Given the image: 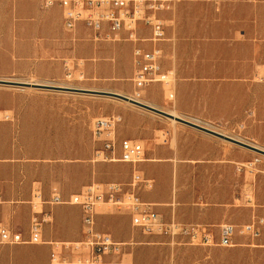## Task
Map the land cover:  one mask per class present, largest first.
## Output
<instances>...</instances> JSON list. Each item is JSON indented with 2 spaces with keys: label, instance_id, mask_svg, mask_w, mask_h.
Segmentation results:
<instances>
[{
  "label": "rangeland",
  "instance_id": "374dc122",
  "mask_svg": "<svg viewBox=\"0 0 264 264\" xmlns=\"http://www.w3.org/2000/svg\"><path fill=\"white\" fill-rule=\"evenodd\" d=\"M5 1L0 0V25L6 23L12 9ZM14 1L24 4L25 46L40 35V29L30 25L32 18L52 22L61 18L60 10H43L38 0ZM173 1V11L165 15L168 33L162 44V67L173 72V84L170 88L151 85L142 100L264 149V115L262 120L256 119L257 103L264 105V0ZM4 34L0 33V81L8 83L0 84V109L12 111L16 120L0 124V191L20 189L18 195L24 198L29 196L28 189L41 190L46 202L58 192L69 200L94 184L126 185L136 170L155 180L156 187L158 179L148 167L159 158L176 154L198 158L173 161L169 163L172 168L159 169L156 174L162 180L169 175L171 189H193L194 202L207 204L209 219L237 226L238 246L190 245L186 239L146 235L132 227L127 210L110 206L98 209L97 229L114 237V227L125 237L123 241L134 242L127 248L126 264H264V232L254 242L242 233L243 226L264 218L263 155L119 98L95 93L133 96L134 44L123 38L97 39L84 29L71 33V58L74 63L85 62V80H69L67 73H62L55 81H44L9 72L11 58ZM30 83L91 92H66ZM112 116L123 119L117 128L120 140L144 146L143 163L135 166L97 158L102 144L93 140V125L97 119ZM198 154H215L216 160L207 162ZM256 157L261 164L239 170ZM11 193L3 196L12 199ZM21 198H13L9 205L19 211L26 208V214L17 212L5 219L28 236L24 224L31 217V205ZM43 209L50 212L51 206ZM70 216L74 221L78 217L77 213ZM216 225L211 226V232L217 241ZM48 227L51 229V223L45 225Z\"/></svg>",
  "mask_w": 264,
  "mask_h": 264
},
{
  "label": "built area",
  "instance_id": "2783aa9c",
  "mask_svg": "<svg viewBox=\"0 0 264 264\" xmlns=\"http://www.w3.org/2000/svg\"><path fill=\"white\" fill-rule=\"evenodd\" d=\"M41 9L59 8L62 11L63 26L69 33L79 28L93 34L97 39L117 41L124 39L134 44L133 83L135 92L130 99L142 101L144 91L153 84L170 88L173 72L162 67V44L167 41V24L164 15L174 8L173 0H40ZM67 78L83 81L86 78L85 62L80 60L65 62ZM128 97V96H127ZM175 95L170 94V100ZM142 103V102H141ZM16 120L15 114L0 109V124ZM120 116L97 119L93 125L92 137L101 143L97 158L103 161L137 165L146 160L144 146L128 139L120 140L117 128L122 123ZM261 164L259 157L242 165L239 170L252 169ZM154 189V181L135 171L130 183H110L92 185L69 200L55 193L48 202L43 200L40 190L30 202L32 215L28 236L15 231L0 222V246L49 245L50 264H126L127 248L134 245L115 241L112 235L100 232L96 227L97 211L101 207L126 208L131 215L132 227L146 235H156L172 239H186L190 245L238 246V227L223 224L217 241L214 236L200 226H187L178 222H166L155 210V206L145 202L140 193ZM44 205H71L81 209L83 239L78 242L44 240L45 225L52 222L51 212ZM264 232V218L257 217L242 228V233L251 241L261 239ZM107 258H111L107 261Z\"/></svg>",
  "mask_w": 264,
  "mask_h": 264
},
{
  "label": "crops",
  "instance_id": "0c3cea01",
  "mask_svg": "<svg viewBox=\"0 0 264 264\" xmlns=\"http://www.w3.org/2000/svg\"><path fill=\"white\" fill-rule=\"evenodd\" d=\"M38 1L41 8L40 0ZM5 2L6 5L12 7V9H10V13L8 14L9 16L7 17L8 19L5 20L6 23H1L0 25L6 26L7 30H2V28H0V33L2 34L4 31L6 32V35L4 34L3 36L7 37L6 50L8 51V57L11 58L9 65L11 70H9V72L12 75L35 76L39 80L44 81H55L59 79L62 73H66L65 62L73 61L71 58L70 43V37L72 35L64 29L62 11L57 8L61 12V18L53 22L32 18L31 22L33 23L30 25H32L33 28L37 27L40 29V35L37 36L39 37L38 39L31 40L30 44L25 46L26 43L22 35L23 26L26 24L25 22H27L22 18L25 14L23 11L24 4L14 0H6ZM80 29L84 28H79V30ZM76 33L73 35H76ZM25 49H27V51H25ZM257 70H260V67L257 66ZM263 115L264 105L262 102H259L256 105V119L262 120ZM197 121L201 122L200 120ZM196 156L203 157L204 159L202 160L207 162L216 160L215 154H198ZM158 160H156L158 163L150 165V168L148 167V171L154 174L152 175L158 179V183L155 187V180H153L155 189H152L151 191H142L140 193L141 198L145 202L153 204L156 212H158L166 222L175 221L187 226H200L212 235L211 226H215V223H217L216 226L219 227L220 232V221L216 219H209V208L207 207V204L204 202H194L192 197L193 189H171V180L169 175L167 176L168 179L162 180V177L159 174H156L159 169L165 168L168 170L169 168H172L173 165L169 163L173 161L191 162L198 161L199 159H186L184 156L176 154L174 158L172 155H169L159 158ZM163 162H165V164ZM19 190L20 189H1L0 191V205H3L0 206V222L15 231H18L15 229V224L9 223L5 217L17 214V212L20 214H26V208L19 211L18 207H12L9 205L14 203V199L21 198L20 195H18ZM6 192H12L11 194H14V199L5 198L3 194ZM35 192L36 191L33 189H28L29 196L21 199H24V203L30 204ZM2 209L3 213L1 214ZM116 209L120 210L118 208ZM124 209L127 210L126 208ZM50 210L52 214L51 229H49V227L44 229L43 235L46 242H78L83 239L82 212L79 207L71 205H57L51 207ZM127 212L131 220L130 212L128 210ZM72 213L75 215L77 213L78 217L75 219L76 221H74V219L70 216ZM30 219L25 221V231H29ZM73 226L76 227L74 230L72 229ZM112 232L116 236L113 237L112 235L115 241L127 243L123 241L125 237L119 234V231H117L114 227H112ZM50 253L51 247L47 244L0 246V264H50ZM110 260L111 258H107V261Z\"/></svg>",
  "mask_w": 264,
  "mask_h": 264
},
{
  "label": "water",
  "instance_id": "95a60500",
  "mask_svg": "<svg viewBox=\"0 0 264 264\" xmlns=\"http://www.w3.org/2000/svg\"><path fill=\"white\" fill-rule=\"evenodd\" d=\"M8 82H5V81H0V84H7ZM36 86H39V87H43V88H54V89H58V90H61V91H70V92H91V91H87V90H83V89H73V88H67V87H49V86H46V85H36ZM97 94H103V95H108V96H113V97H116V98H119L125 102H129L130 104L134 105V106H137L139 108H143V109H146V110H149L151 112H154L158 115H161L163 117H166V118H169L171 120H176L177 122H180L182 124H185L191 128H194L196 130H199L203 133H206V134H209L211 136H214V137H217V138H220V139H223L225 141H228L230 143H233L235 145H238V146H241L245 149H248L250 151H253L255 153H258L260 155H263L264 156V149L258 147V146H255L253 144H250V143H247V142H243V141H240V140H237L233 137H230V136H225L219 132H216L214 130H211L209 128H206L204 126H201L197 123H194V122H190V121H187L183 118H179V117H175L169 113H166V112H163L157 108H154V107H151V106H148L144 103H141V102H137L133 99H130L129 97L127 96H123V95H120V94H115V93H107V92H95Z\"/></svg>",
  "mask_w": 264,
  "mask_h": 264
},
{
  "label": "bare ground",
  "instance_id": "6f19581e",
  "mask_svg": "<svg viewBox=\"0 0 264 264\" xmlns=\"http://www.w3.org/2000/svg\"><path fill=\"white\" fill-rule=\"evenodd\" d=\"M30 85H37V84H31L30 83ZM129 98H131L132 96H128ZM142 103H144V104H146V105H148V106H151L149 103H147V102H145V101H141ZM128 104H130L129 102H127ZM151 107H153V106H151ZM155 108V107H154ZM171 115H173V116H175V117H179V118H181V116L176 112V111H172L171 113H170ZM173 122H176V120H172ZM196 123H199V121H197V120H194ZM212 130V129H211ZM224 135V134H223ZM226 136V135H225ZM238 140V139H237ZM241 141V140H240ZM244 142V141H243Z\"/></svg>",
  "mask_w": 264,
  "mask_h": 264
}]
</instances>
